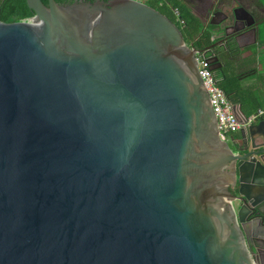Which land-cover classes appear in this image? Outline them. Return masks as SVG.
Returning <instances> with one entry per match:
<instances>
[{"label": "water", "instance_id": "1", "mask_svg": "<svg viewBox=\"0 0 264 264\" xmlns=\"http://www.w3.org/2000/svg\"><path fill=\"white\" fill-rule=\"evenodd\" d=\"M25 2L0 21V264H260L200 50L139 0Z\"/></svg>", "mask_w": 264, "mask_h": 264}, {"label": "flooded vegetation", "instance_id": "2", "mask_svg": "<svg viewBox=\"0 0 264 264\" xmlns=\"http://www.w3.org/2000/svg\"><path fill=\"white\" fill-rule=\"evenodd\" d=\"M10 0H0V17L5 14L4 10ZM202 2L203 11L199 12V19L204 26L213 25L214 30L211 36V43L202 49L201 54L205 50L206 55L210 58L218 57L222 67L225 64L232 62L233 64L240 62L245 55L244 50L248 53L246 58H251V50L254 45L259 44L261 34V23L264 22V6L259 0H233L231 7V14L225 13L221 9L220 0H199ZM44 3V1L42 0ZM245 2V3H244ZM45 4V3H44ZM222 11L219 17L224 18L217 24H211V21L218 20L215 12ZM32 16V15H31ZM30 16V17H31ZM29 18V17H28ZM11 22V21H10ZM250 51V52H249ZM240 81L245 83L249 80L251 69L243 68L236 70ZM264 110V109H263ZM264 120V113L256 115L250 123H243L240 127L232 133L230 140L223 141L224 144L235 152V177L233 186H229L230 192L234 197H240V191L248 194V199L264 213V169L258 166V161L264 164V139L260 136L250 134L249 126ZM261 170L260 176H253L250 173L251 168ZM255 181H262V183H253ZM249 201L234 199L235 210L238 211L240 206H243V212L248 218L249 215ZM246 246L248 250L253 253L252 258L260 259V264H264V217L261 215H254L253 220L246 226ZM258 250V252H255Z\"/></svg>", "mask_w": 264, "mask_h": 264}, {"label": "trees", "instance_id": "3", "mask_svg": "<svg viewBox=\"0 0 264 264\" xmlns=\"http://www.w3.org/2000/svg\"><path fill=\"white\" fill-rule=\"evenodd\" d=\"M43 1L45 4L47 3V0ZM259 2L264 6V0H259ZM144 3L155 8L174 22L181 31L186 44L202 51L211 43L214 26L209 24L204 26L199 17L192 13L191 8L185 1L145 0ZM174 10L178 11V15L174 13ZM4 13L0 17V21L3 22L22 20L33 15V11L27 7L25 0H10L5 7ZM180 19L183 20V23L180 22ZM252 60L253 56L246 61L235 63L236 65L228 62L225 67L213 70L218 77V85L232 101L233 110L240 121H244L250 114L255 113L257 109H264V95L252 96L248 94V91H245L241 85L240 78L236 72L238 69L249 68L251 69L249 75H251L257 71L254 66H251ZM248 88H251V85ZM260 100L263 103L259 104ZM234 104L240 105L242 114L236 111Z\"/></svg>", "mask_w": 264, "mask_h": 264}, {"label": "built area", "instance_id": "4", "mask_svg": "<svg viewBox=\"0 0 264 264\" xmlns=\"http://www.w3.org/2000/svg\"><path fill=\"white\" fill-rule=\"evenodd\" d=\"M178 15V11L174 10ZM183 23V20L180 19ZM198 73L203 80V84L208 92L211 106L217 121L218 136L221 140H230L231 135L241 124L250 123L256 115L264 113L263 109L249 115L244 121H240L233 110V103L224 90L218 85V77L211 68L210 61L201 53H196Z\"/></svg>", "mask_w": 264, "mask_h": 264}, {"label": "rangeland", "instance_id": "5", "mask_svg": "<svg viewBox=\"0 0 264 264\" xmlns=\"http://www.w3.org/2000/svg\"><path fill=\"white\" fill-rule=\"evenodd\" d=\"M139 1L144 2L145 0H139ZM183 1H185V3L191 8V10L194 13H196V12L199 13V12L203 11L201 1H199V0H183ZM220 1H221L220 2L221 3V9L225 13L231 14V7L233 5V3H232L233 0H220ZM244 1L246 2L248 0H244ZM251 52L253 53L252 54L253 55V60H252L253 63H251V66L257 67L258 79L256 81L254 80L252 82L247 81L245 83H243V82H240V83L243 86L244 90L248 91V94H250L252 96H257L259 94L264 95L263 88H261V86L264 84V22L261 23V34H260L259 44L254 45ZM247 53H248V51L244 50L243 54H245V55L241 58V61L247 60V58H246ZM250 85H251V88H248V87H250ZM260 103H263V102H261V100H260L259 104ZM234 107L238 113L242 114L239 104H234Z\"/></svg>", "mask_w": 264, "mask_h": 264}, {"label": "crops", "instance_id": "6", "mask_svg": "<svg viewBox=\"0 0 264 264\" xmlns=\"http://www.w3.org/2000/svg\"><path fill=\"white\" fill-rule=\"evenodd\" d=\"M192 11V10H191ZM192 13L193 14H195L197 17H199V15H198V13L196 14V13H194L193 11H192ZM253 54V53H252ZM251 54V56H253ZM255 67V66H254ZM256 68V70H257V67H255ZM258 79V77H257V71H255V72H253L252 74H251V76H250V78H249V80L248 81H250V82H252V81H256ZM247 84V83H246ZM261 88H263V91H264V84L261 86ZM261 109V108H260ZM251 115V114H250Z\"/></svg>", "mask_w": 264, "mask_h": 264}]
</instances>
